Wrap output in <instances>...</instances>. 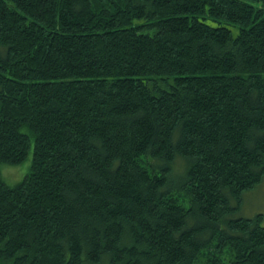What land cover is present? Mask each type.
Returning a JSON list of instances; mask_svg holds the SVG:
<instances>
[{
	"label": "trees",
	"instance_id": "trees-1",
	"mask_svg": "<svg viewBox=\"0 0 264 264\" xmlns=\"http://www.w3.org/2000/svg\"><path fill=\"white\" fill-rule=\"evenodd\" d=\"M263 179L264 0H0V264H264Z\"/></svg>",
	"mask_w": 264,
	"mask_h": 264
},
{
	"label": "rangeland",
	"instance_id": "rangeland-1",
	"mask_svg": "<svg viewBox=\"0 0 264 264\" xmlns=\"http://www.w3.org/2000/svg\"><path fill=\"white\" fill-rule=\"evenodd\" d=\"M30 162L27 159L19 165L6 166L4 171L7 181L12 184L20 180L29 169ZM239 213L244 216H254L257 213L264 215V179L258 187L245 193ZM262 222L264 224V219Z\"/></svg>",
	"mask_w": 264,
	"mask_h": 264
}]
</instances>
